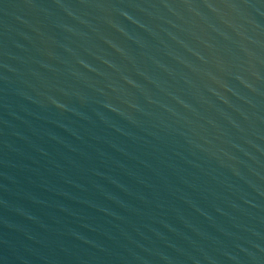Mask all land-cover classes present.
<instances>
[{
    "label": "water",
    "instance_id": "95a60500",
    "mask_svg": "<svg viewBox=\"0 0 264 264\" xmlns=\"http://www.w3.org/2000/svg\"><path fill=\"white\" fill-rule=\"evenodd\" d=\"M0 264H264V0H0Z\"/></svg>",
    "mask_w": 264,
    "mask_h": 264
}]
</instances>
